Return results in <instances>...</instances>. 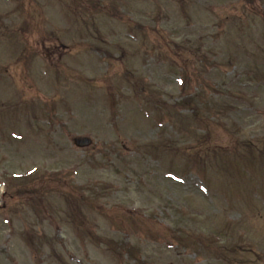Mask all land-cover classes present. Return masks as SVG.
I'll use <instances>...</instances> for the list:
<instances>
[{"label":"rangeland","instance_id":"rangeland-1","mask_svg":"<svg viewBox=\"0 0 264 264\" xmlns=\"http://www.w3.org/2000/svg\"><path fill=\"white\" fill-rule=\"evenodd\" d=\"M78 4L0 0V264H264V0Z\"/></svg>","mask_w":264,"mask_h":264},{"label":"water","instance_id":"water-1","mask_svg":"<svg viewBox=\"0 0 264 264\" xmlns=\"http://www.w3.org/2000/svg\"><path fill=\"white\" fill-rule=\"evenodd\" d=\"M74 141L79 146H85L91 143L90 138H87V137H77L74 139Z\"/></svg>","mask_w":264,"mask_h":264},{"label":"trees","instance_id":"trees-1","mask_svg":"<svg viewBox=\"0 0 264 264\" xmlns=\"http://www.w3.org/2000/svg\"><path fill=\"white\" fill-rule=\"evenodd\" d=\"M185 103V102H184ZM187 104V101H186V103L184 104V105H186Z\"/></svg>","mask_w":264,"mask_h":264}]
</instances>
